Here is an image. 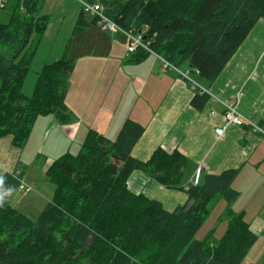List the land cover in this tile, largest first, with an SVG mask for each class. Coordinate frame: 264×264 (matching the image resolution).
Returning <instances> with one entry per match:
<instances>
[{
    "label": "trees",
    "instance_id": "trees-1",
    "mask_svg": "<svg viewBox=\"0 0 264 264\" xmlns=\"http://www.w3.org/2000/svg\"><path fill=\"white\" fill-rule=\"evenodd\" d=\"M89 1L102 3L122 29L142 34L155 52L178 67L188 63L208 82L218 78L264 19V0ZM45 2L15 0L9 19L0 21V139L11 136L20 148L39 117L72 118L66 97L75 61L68 49L42 67L32 95L23 91L50 22V15L41 13ZM91 23L98 18L88 20L81 10L74 34ZM132 54L136 61L151 53L139 48ZM196 92L191 104L202 109L209 94ZM144 131L131 118L115 139L90 128L77 154L66 152L49 165L54 196L37 221L12 205L21 177L1 176L0 193L11 194L0 207V264H241L259 235L232 207L239 196L232 187L239 170L203 172L198 184L187 185L182 180L189 161L180 151L159 147L147 161L133 157ZM140 169L167 189L187 192V201L169 211L133 192L127 182ZM218 196L227 202L220 218L227 222L224 235L216 239L212 229L204 239L195 238Z\"/></svg>",
    "mask_w": 264,
    "mask_h": 264
},
{
    "label": "crops",
    "instance_id": "crops-1",
    "mask_svg": "<svg viewBox=\"0 0 264 264\" xmlns=\"http://www.w3.org/2000/svg\"><path fill=\"white\" fill-rule=\"evenodd\" d=\"M49 2L46 0L42 13L51 16ZM80 12L74 18V27ZM86 15L88 20L93 18ZM74 27L70 38H78L80 51L87 50L88 54V49L91 53L100 50L105 54L97 58L84 54L82 57L87 63L79 66L78 56L73 51L75 54L71 57L75 67L68 79L66 97L71 121L62 122L54 115L39 117L24 148L15 146L11 136L0 139V177L14 172L33 188L26 193L16 190L12 205L21 213L34 215L28 213L29 208L33 211L54 196L55 186L46 173L55 158L62 153H74V146L80 145V149L90 128L115 139L125 120L131 118L145 127L133 148V157L147 161L159 147L169 152L180 151L189 161L182 180L187 185L192 182L197 166L203 167L204 175L219 174L233 167L239 170L232 183L239 196L232 207L244 214L251 229L259 235L253 245L258 246L256 244L261 242L259 246L263 251L264 134L254 132L247 125L230 124L220 137L215 128L225 124L224 112L228 103H235L241 115L264 126V19L255 24L216 80L208 82L198 76L199 85L209 94L202 109L191 104L196 89L190 87L177 70L165 68L157 56L151 53L141 60H131L133 54L126 50L124 34L91 23L75 35ZM65 47L66 50L69 48V42L64 46V52ZM62 56L55 54L41 67L40 64L33 65L35 71L39 75L45 64ZM188 65L185 63V67ZM101 82L104 85L99 88ZM84 92L90 93V97L85 98ZM127 183L133 192L160 201L169 211L182 206L188 199L187 192L167 189L141 169L134 171ZM35 188L45 195H42L45 201L31 195Z\"/></svg>",
    "mask_w": 264,
    "mask_h": 264
},
{
    "label": "rangeland",
    "instance_id": "rangeland-1",
    "mask_svg": "<svg viewBox=\"0 0 264 264\" xmlns=\"http://www.w3.org/2000/svg\"><path fill=\"white\" fill-rule=\"evenodd\" d=\"M15 0H7L6 2V6L0 9V21H7L9 19V16L11 14V11L13 9ZM50 4V9L51 11V16H50V25L48 28V31L46 32L45 36L43 37L42 41L40 42L39 46H38V54H37V58L34 60V64H32L30 67L31 69L29 70V73L26 77L25 80H27V82L25 83V89L24 92H26L29 96L30 94L32 95L33 89L37 83L38 80V74L35 71L36 69H34L35 64H40V67L43 65V62H45L47 59L53 58V56H55V54H59V55H64V46L68 45L69 42V48H68V53L70 54V56H73L75 53L78 56L76 61L78 63L79 66H82L83 64L87 63V60H84L82 56H84V54H87V50H81L79 49L80 46V42L79 44H77L78 38H76L75 40L71 39L70 37L72 36L71 32H72V28L74 27V18L76 16V14H78L81 10H83L82 4L80 0H50L49 2ZM42 13V12H41ZM62 22V23H61ZM62 24V25H60ZM85 41V39H84ZM71 47V48H70ZM90 53H88L87 55H93L97 57H102L103 54H105V51H100L99 52L96 50H94L91 53V49H88ZM65 51H66V47H65ZM75 53H74V52ZM85 52V53H84ZM34 65V66H33ZM33 66V67H32ZM39 67V68H40ZM180 68L182 70L186 69L187 67H185V64H182L180 66ZM97 74L98 72H96L95 74V79L97 80ZM199 75L197 74H193L192 73V77L198 82L197 79H200L198 77ZM202 80H204L203 78H201ZM206 81V80H205ZM199 83V82H198ZM190 84V83H189ZM103 82H101L100 87L102 88L103 86ZM69 87V84H68ZM191 87V84H190ZM90 91V90H89ZM90 93H93V90L90 91ZM90 93L87 94V92H84V96L85 98H89L90 97ZM96 94L94 91V97L96 98ZM112 137V136H111ZM80 147V145H79ZM79 147L78 146H74V153L73 154H77V152H79ZM64 154V153H62ZM60 154L59 157L62 155ZM31 158V157H29ZM56 159V158H55ZM158 183V182H157ZM31 186V185H30ZM32 187V186H31ZM33 189V188H31ZM31 195H36L37 197H42L43 201L44 198L43 196H45L44 194H42L40 191H38L36 188L34 190H32V194ZM43 195V196H42ZM28 199V198H25ZM47 205V203L41 204L38 207H35L32 211V209H28V213H34V215H29L27 214L30 218H32L34 221H37L41 212L44 210L45 206ZM226 205V201L224 199V197L222 196H218L216 197L211 206H214V208H212L213 210L211 211V213L209 214V217H207V219L205 220V222L203 223V225L201 226V228L197 231L196 233V237L197 239H204L210 230L214 229V233H213V237L216 239L221 238L227 228V222L226 221H221L220 218L224 212L225 207L223 208V206ZM25 214V213H24ZM261 243V242H260ZM256 244L258 246H253L250 251L248 252L247 256L244 258L243 262L241 264H264V250L262 251V246H259L261 244Z\"/></svg>",
    "mask_w": 264,
    "mask_h": 264
},
{
    "label": "built area",
    "instance_id": "built-area-1",
    "mask_svg": "<svg viewBox=\"0 0 264 264\" xmlns=\"http://www.w3.org/2000/svg\"><path fill=\"white\" fill-rule=\"evenodd\" d=\"M6 0H0V8H2L5 5ZM83 11L86 14H89L93 17L98 18L99 25L105 29L109 30L113 33H116L118 31H122L125 34L126 37V46L130 53H135L139 48L144 49L155 56H157L164 64L165 68H171L177 70L183 78H185L190 84L191 87L194 89H202L199 83L192 77L193 70L189 68V66L182 70L180 67L176 66L175 64L168 61L166 58H164L162 55L155 52L150 47V42H146L142 34H134L133 30H125L122 29L118 24H116L112 19H110L106 15V8L105 6L100 3L99 1L91 2L89 0H81ZM194 73H198V70L195 69ZM203 90L202 92H204ZM225 124L217 126L215 128V132L218 136L222 137L225 133L226 128L228 125H237V126H243L247 125L251 127V129L254 132L264 134V126L259 125V123L253 119L246 118L243 115H241L238 110L235 103H228L226 104V110H225ZM203 174V167L197 166L193 183L196 185L201 180V176ZM31 189V186L23 179L20 178L18 190H20L22 193H26L28 190Z\"/></svg>",
    "mask_w": 264,
    "mask_h": 264
},
{
    "label": "clouds",
    "instance_id": "clouds-1",
    "mask_svg": "<svg viewBox=\"0 0 264 264\" xmlns=\"http://www.w3.org/2000/svg\"><path fill=\"white\" fill-rule=\"evenodd\" d=\"M4 180L2 177H0V185H3ZM11 190H9L7 193H0V207H4L5 203L8 202L7 197L10 196Z\"/></svg>",
    "mask_w": 264,
    "mask_h": 264
}]
</instances>
